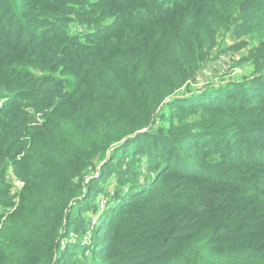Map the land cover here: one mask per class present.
Wrapping results in <instances>:
<instances>
[{
    "label": "trees",
    "instance_id": "1",
    "mask_svg": "<svg viewBox=\"0 0 264 264\" xmlns=\"http://www.w3.org/2000/svg\"><path fill=\"white\" fill-rule=\"evenodd\" d=\"M0 264H264V0H0Z\"/></svg>",
    "mask_w": 264,
    "mask_h": 264
},
{
    "label": "rangeland",
    "instance_id": "2",
    "mask_svg": "<svg viewBox=\"0 0 264 264\" xmlns=\"http://www.w3.org/2000/svg\"><path fill=\"white\" fill-rule=\"evenodd\" d=\"M229 46L232 45L228 44L223 46L224 48L223 51H221L222 53L219 52L214 55L213 59H210L209 63L204 67L203 71L199 74L197 80L194 82L193 88L201 89L202 87H204L205 84H209L211 86H215L216 84H222L224 81H229L240 74L239 69L235 67V60H231L233 56L237 57V55L230 49H226ZM221 57L223 58V60H221ZM11 174L12 173L9 174V180ZM112 180L113 179L111 178V181ZM89 182L90 180L87 179L85 183L88 184ZM111 189V182H107L103 186V190H105V192H110ZM20 191L21 188H13L12 184L9 196L13 198V201H17V197ZM104 202H106V197L103 194H100L97 197L95 204L100 206ZM83 215H85L87 221L91 222V226H94V228L98 226V216L96 214L83 213Z\"/></svg>",
    "mask_w": 264,
    "mask_h": 264
},
{
    "label": "built area",
    "instance_id": "3",
    "mask_svg": "<svg viewBox=\"0 0 264 264\" xmlns=\"http://www.w3.org/2000/svg\"><path fill=\"white\" fill-rule=\"evenodd\" d=\"M231 59H234V57H232ZM221 60H223L222 57H221ZM9 181L13 184V188H16V189H20L24 185V183L20 181L19 179H17L13 174L10 175Z\"/></svg>",
    "mask_w": 264,
    "mask_h": 264
}]
</instances>
